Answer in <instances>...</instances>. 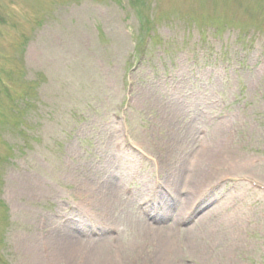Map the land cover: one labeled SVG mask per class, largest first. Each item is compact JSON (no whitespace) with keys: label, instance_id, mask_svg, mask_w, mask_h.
I'll return each mask as SVG.
<instances>
[{"label":"rangeland","instance_id":"374dc122","mask_svg":"<svg viewBox=\"0 0 264 264\" xmlns=\"http://www.w3.org/2000/svg\"><path fill=\"white\" fill-rule=\"evenodd\" d=\"M175 142L221 152L199 160L221 181L205 220L240 241L235 263L264 264V0H0V264H21L22 236L76 235L77 180L110 171L127 192L114 225L80 236L137 249L135 200Z\"/></svg>","mask_w":264,"mask_h":264},{"label":"bare ground","instance_id":"6f19581e","mask_svg":"<svg viewBox=\"0 0 264 264\" xmlns=\"http://www.w3.org/2000/svg\"><path fill=\"white\" fill-rule=\"evenodd\" d=\"M223 134L227 135V133ZM122 143L123 141L118 145L121 148ZM171 145L179 152L177 158L170 161L171 158L164 155L163 151L161 154L158 152L160 155L157 154L156 160L159 182L156 183V180L152 178L147 185V190L142 192L146 196L143 200L148 202L145 201V205L139 208L141 207L148 218L141 217L143 222L139 233L140 246L137 249L123 255L118 251L114 252L110 248L111 243H115L112 234L108 232L110 229L105 234L92 238L85 239L84 236H80L85 231L82 224L86 222L91 227L99 224L100 226L96 227L101 232L107 229L106 226L114 225L113 215L109 212L127 192L119 184L121 176L118 179V176L110 171L102 184L86 178L76 182L78 203L81 202V208H76V217L81 230L77 228L76 235L70 234L66 238H57L52 234L39 238L22 236L18 244L20 263L114 264L113 256L115 255L122 263L129 261L131 262L129 264H134L148 258V243L160 241L159 254L151 264H235L234 257L240 242L235 234L216 238L211 234L212 229L205 220L206 212L195 215L204 209V196L208 189L219 181V179L213 181L215 174L200 167L199 165L204 163L199 160L201 157L204 159L205 156L212 159L214 156H219L221 152L208 149L193 156L186 152L180 142ZM156 160L154 159V162ZM165 183H169L172 189L164 191ZM153 192L159 193L162 198L157 200ZM34 193L38 194L39 190ZM126 197L131 199L130 196ZM135 203L138 201L135 200ZM84 207L87 211H82ZM192 216L194 218L188 230L194 236H183L180 224L184 219ZM168 221L174 223L171 229L165 228L167 224L162 226Z\"/></svg>","mask_w":264,"mask_h":264}]
</instances>
